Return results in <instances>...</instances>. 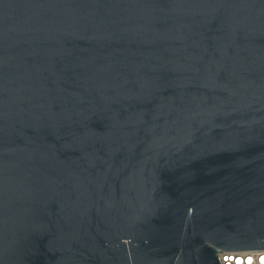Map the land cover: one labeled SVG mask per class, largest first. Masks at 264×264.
Returning a JSON list of instances; mask_svg holds the SVG:
<instances>
[{
    "label": "water",
    "instance_id": "95a60500",
    "mask_svg": "<svg viewBox=\"0 0 264 264\" xmlns=\"http://www.w3.org/2000/svg\"><path fill=\"white\" fill-rule=\"evenodd\" d=\"M253 250L264 0H0V264Z\"/></svg>",
    "mask_w": 264,
    "mask_h": 264
},
{
    "label": "built area",
    "instance_id": "2783aa9c",
    "mask_svg": "<svg viewBox=\"0 0 264 264\" xmlns=\"http://www.w3.org/2000/svg\"><path fill=\"white\" fill-rule=\"evenodd\" d=\"M218 259L220 264H264V250L223 251Z\"/></svg>",
    "mask_w": 264,
    "mask_h": 264
}]
</instances>
